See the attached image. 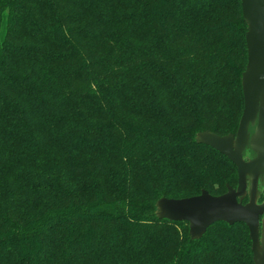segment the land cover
I'll return each instance as SVG.
<instances>
[{
    "label": "trees",
    "instance_id": "obj_1",
    "mask_svg": "<svg viewBox=\"0 0 264 264\" xmlns=\"http://www.w3.org/2000/svg\"><path fill=\"white\" fill-rule=\"evenodd\" d=\"M247 31L241 0H0V264H254L245 225L157 214L237 188L197 136L236 134Z\"/></svg>",
    "mask_w": 264,
    "mask_h": 264
},
{
    "label": "water",
    "instance_id": "obj_2",
    "mask_svg": "<svg viewBox=\"0 0 264 264\" xmlns=\"http://www.w3.org/2000/svg\"><path fill=\"white\" fill-rule=\"evenodd\" d=\"M241 11L247 22L245 36L247 64L241 86L243 112L236 134L219 137L212 133L197 136V142L208 145L226 157L237 170V188H227L223 195L214 197L203 191L201 195L157 203L159 218L187 222L192 238L201 237L212 225L223 222L230 226L245 225L249 231L254 264H264V244L258 254V219L264 204L255 200L258 178L264 181V0H241ZM254 128L253 133L249 132ZM250 149L255 157L245 162L243 152ZM250 178V199L245 205L238 202L246 192Z\"/></svg>",
    "mask_w": 264,
    "mask_h": 264
},
{
    "label": "flooded vegetation",
    "instance_id": "obj_3",
    "mask_svg": "<svg viewBox=\"0 0 264 264\" xmlns=\"http://www.w3.org/2000/svg\"><path fill=\"white\" fill-rule=\"evenodd\" d=\"M253 131H254V128L249 129L250 133H253ZM246 151H248V149H245L244 152L246 153ZM245 156L246 157L243 156L244 158L242 157L245 162L250 161L255 157V155L253 153H251V155L250 154L248 155L246 153ZM246 184H247L246 191L249 192V190H250V188H249L250 187V178L249 177H247V179H246ZM261 191L262 192L264 191V181L261 178H258L257 186H256V193H255V200H256L257 205L264 204V201H261V202L258 201L259 197L261 196ZM257 233H258V245L262 247L264 244V213L261 216H259Z\"/></svg>",
    "mask_w": 264,
    "mask_h": 264
},
{
    "label": "rangeland",
    "instance_id": "obj_4",
    "mask_svg": "<svg viewBox=\"0 0 264 264\" xmlns=\"http://www.w3.org/2000/svg\"><path fill=\"white\" fill-rule=\"evenodd\" d=\"M261 248H262V247L258 245V254L260 253V249H261Z\"/></svg>",
    "mask_w": 264,
    "mask_h": 264
}]
</instances>
